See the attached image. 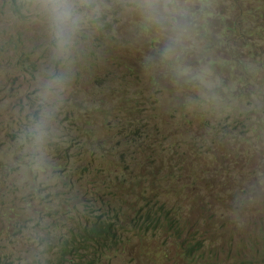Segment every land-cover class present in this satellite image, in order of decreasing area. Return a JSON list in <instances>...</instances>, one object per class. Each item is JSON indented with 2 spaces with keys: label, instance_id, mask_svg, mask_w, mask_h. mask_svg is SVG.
Instances as JSON below:
<instances>
[{
  "label": "rangeland",
  "instance_id": "374dc122",
  "mask_svg": "<svg viewBox=\"0 0 264 264\" xmlns=\"http://www.w3.org/2000/svg\"><path fill=\"white\" fill-rule=\"evenodd\" d=\"M14 2L26 4V17L16 19ZM142 5L76 0L74 47L60 56L37 0H0V231L9 220L22 231L0 234L3 263L59 264L58 242L46 233L60 237L86 208L91 220L117 218L126 241L104 264H264V203L253 191L215 203L220 212L195 228L184 223L201 244H184L186 252L171 213L188 218L189 189L209 196L230 184L216 153L242 171L261 170L264 141L229 155L237 139L220 129L264 133V0H175L154 17ZM218 11L223 21L209 14ZM20 38L24 51L37 48L38 70L8 66L16 65L10 42ZM225 60L250 67L247 81L221 83L232 73ZM189 176L198 182L186 188ZM252 178L261 185L264 173Z\"/></svg>",
  "mask_w": 264,
  "mask_h": 264
},
{
  "label": "trees",
  "instance_id": "16d2710c",
  "mask_svg": "<svg viewBox=\"0 0 264 264\" xmlns=\"http://www.w3.org/2000/svg\"><path fill=\"white\" fill-rule=\"evenodd\" d=\"M206 1V0H204ZM28 10L25 3H21L20 5L15 4L12 5V13L16 15V19H21L26 17L25 12ZM262 8L260 11H263ZM209 14L214 15L217 20L223 21L227 15L223 11H218L215 14L210 12ZM204 27V25H202ZM111 28H103V30L108 31ZM147 28H143V34L147 32ZM228 31L231 34L234 32L232 27L228 28ZM215 40L217 41V30L213 33ZM233 36V34H232ZM24 43L21 38L17 40L16 43L12 40L10 45L12 46V50L10 53L12 62L16 65H8L12 67H16L19 70L29 71V70H38L40 67L39 58L37 57V48L31 49L30 51H24ZM18 47H21L20 49ZM159 45H157V48ZM225 48V47H224ZM251 47L247 48L250 49ZM228 56L232 59V61H236L240 59L241 55L239 52L234 50L225 48ZM157 53L160 54L159 51ZM239 63H243V60L240 59ZM224 63L228 65L232 69V73L228 76V79L221 80L222 82L228 81L230 79L247 81L251 75L250 67L241 66L236 67V63H232L228 60H225ZM243 74V78H242ZM261 91L254 92L252 97L258 95ZM240 104V103H239ZM235 108H237L235 106ZM264 113V108L261 110L260 116ZM245 120V119H243ZM220 137L233 136L237 139L236 145L231 148H227V152L231 153V151L235 150L237 147L253 149L259 147L264 141V133H258L255 137L250 138L245 136V132L242 130H223L220 129ZM221 153H216L213 157V161H220L223 165L224 172L228 173L226 183L230 184L218 190L216 193L205 196L202 192L197 189H189V194L194 197L195 203L191 204L189 210L187 212L188 218L181 219L177 216V213L171 208V213L176 216V220L172 229H174L178 235L177 244L180 245L182 251L186 252L190 248H186L184 244L193 241H196V232H191L187 228L183 226L184 223H189L192 227H196L198 223L202 220L216 214L218 211L215 209L214 204L217 202L228 203L226 200L230 199L231 201H237L238 199L244 197L248 192H254V201H261L264 203V182L263 184H259L262 180L253 179V175L257 173H264V163L259 164L261 170L259 172H249L242 171L239 167L235 165L232 161L225 163L223 160ZM217 178L212 180L208 179L207 181H217L220 177L216 172ZM239 177V181L236 183H231L234 178ZM198 182V178L194 176L186 177L182 180V185L186 188H190L192 185ZM205 186V182H204ZM148 199V198H147ZM149 200V199H148ZM205 200L203 205H200L198 201ZM150 201V200H149ZM249 206L244 207H236V209L240 213L247 212ZM73 211V208H69L65 210V219L69 220L71 218L70 213ZM83 212L86 216L82 220H75L66 223L62 229H65V233H63L60 237L57 236L55 231H48L46 236L50 238V240L58 242V251L55 252L57 260L59 264H104V262H109L114 253H121L124 250V246L126 245L125 238L118 235L116 230L117 218H110L107 215H101L96 217L94 220L90 219V212L87 211L86 208L83 209ZM222 213V212H221ZM224 214V213H223ZM10 226L5 231L2 229L0 234L5 232L7 240L11 235H22V231L17 227V224L20 221L17 220H9ZM45 231V230H44ZM39 240V239H38ZM201 245L200 243H197ZM201 249V248H197ZM80 261H77V260ZM0 264H6L2 262L0 257Z\"/></svg>",
  "mask_w": 264,
  "mask_h": 264
},
{
  "label": "clouds",
  "instance_id": "9594fccd",
  "mask_svg": "<svg viewBox=\"0 0 264 264\" xmlns=\"http://www.w3.org/2000/svg\"><path fill=\"white\" fill-rule=\"evenodd\" d=\"M86 2V0H81ZM40 5L39 12L47 13L52 21L55 54L65 56L74 47V36L77 31L80 15L76 11V0H37ZM175 0H143V9L147 16H164L168 6ZM43 133L37 136L42 139Z\"/></svg>",
  "mask_w": 264,
  "mask_h": 264
}]
</instances>
